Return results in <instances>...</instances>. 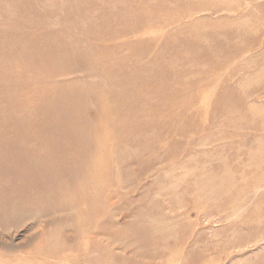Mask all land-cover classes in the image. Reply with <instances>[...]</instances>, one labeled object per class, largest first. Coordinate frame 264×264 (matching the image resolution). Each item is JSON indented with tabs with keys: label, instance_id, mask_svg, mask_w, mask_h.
<instances>
[{
	"label": "rangeland",
	"instance_id": "rangeland-1",
	"mask_svg": "<svg viewBox=\"0 0 264 264\" xmlns=\"http://www.w3.org/2000/svg\"><path fill=\"white\" fill-rule=\"evenodd\" d=\"M51 69L60 89L44 99L26 83L49 85ZM103 92L111 186L80 222L119 234L87 258L41 261L76 218L62 229L72 211H18L0 264H264V0H0V143L21 130L60 155L93 135ZM64 105L89 125L48 136Z\"/></svg>",
	"mask_w": 264,
	"mask_h": 264
},
{
	"label": "bare ground",
	"instance_id": "bare-ground-1",
	"mask_svg": "<svg viewBox=\"0 0 264 264\" xmlns=\"http://www.w3.org/2000/svg\"><path fill=\"white\" fill-rule=\"evenodd\" d=\"M74 45L76 46V44ZM89 60L93 61L92 59ZM93 64L95 65V63ZM48 72L50 73L47 78L51 81L49 85L39 87L37 84L38 80L33 82V80L28 79L26 83L28 88H33V92L36 91L37 95H39V92L40 95L44 97V99L46 97L52 99L53 96L51 95V90L53 89L56 91L60 89V84L58 83L60 81L52 80L53 78L59 76L60 73L53 69ZM61 73L63 75L62 71ZM64 75L66 76L67 73ZM27 95L24 96L23 94V97L26 98ZM32 98L35 100V97ZM55 98L56 97H53V99ZM101 98V117L99 120L97 119L94 121L95 130L93 135L90 137L87 134L86 136L82 137L83 135L79 134L75 138L71 136V138L67 139L69 141L64 140L63 144L60 145L62 147L60 155L52 152L50 154L39 155V153L34 148L30 147V144L40 143L47 149L52 148V144L47 142V138H33L32 135H29V132L24 134V131L21 130V133L20 131L18 132L21 136H17V133L13 130L14 133L12 137L16 143L11 148L9 145H6L5 142L0 143L1 229L6 230L17 224L19 218L14 217V213H18V211H34L38 210L37 208L43 209V213H46L49 216L55 212L63 213L72 211L67 219H60V226L62 229H68L67 225L62 224L63 221L76 218V220L73 221L75 223L73 226L75 233L65 236L67 240H70V243L68 246H66L64 252H58V246L55 245L53 248L47 249L44 252L38 254L41 261L45 260L48 262L50 259L54 262L60 260V257L61 259L62 257L64 259L65 255L68 260L74 261L75 259H78L79 254L87 251V248L91 247L96 249L95 247L102 243H111L117 234H119L115 229H107L100 227L99 225H92L89 224L90 222H80V220L85 219L88 221V219L93 218V214L97 212L96 210L99 209V207L101 208L102 197L105 196L107 188L111 186L109 177L113 173V168L110 167V163L113 159L106 155V145L110 144L112 136L107 131L108 125L105 118L111 113L113 107H111L107 102V92H103ZM33 100L30 102L28 99V103H30L28 106H34V102H32ZM15 107V111H21L23 108L22 105H16ZM72 109L73 108L69 107L68 105H64V109L62 111H51L54 114L53 121L55 119L61 120L64 122V126L60 127L53 125L54 130H50V132L48 131V136L49 134H54L55 131L62 134L66 131L69 132L70 130L79 127L78 123H80L82 128L86 130V127L89 124H87L86 120H82L80 117L73 118V114L69 113ZM45 120L46 123L49 122V124L52 122L51 116L46 117ZM5 136L10 135H4L2 132H0V141ZM83 139L87 141L89 140L94 145L92 153L87 158L81 155L80 148L78 147L80 141ZM25 144H28L27 148L24 147ZM7 149H10V151L7 152ZM100 150H103L104 153H102ZM118 160L120 161L121 159ZM7 166H9V168H6ZM4 188L6 190L1 191ZM84 206L88 207V211L83 209ZM98 237H103V240L99 239ZM136 241L138 242V240ZM246 241H248V239ZM237 242L238 241L235 242L236 245H239ZM232 243L230 245H232ZM85 248L86 250H84ZM65 252L66 254H63ZM87 252L89 254L86 255V258L92 254V251ZM173 259L175 260V256L172 258V262ZM169 263L171 262L169 261Z\"/></svg>",
	"mask_w": 264,
	"mask_h": 264
}]
</instances>
